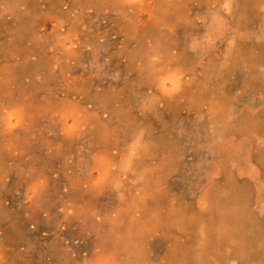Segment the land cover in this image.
<instances>
[{"label":"rangeland","instance_id":"374dc122","mask_svg":"<svg viewBox=\"0 0 264 264\" xmlns=\"http://www.w3.org/2000/svg\"><path fill=\"white\" fill-rule=\"evenodd\" d=\"M93 262L264 264V0H0V264Z\"/></svg>","mask_w":264,"mask_h":264},{"label":"snow or ice","instance_id":"6c2138e0","mask_svg":"<svg viewBox=\"0 0 264 264\" xmlns=\"http://www.w3.org/2000/svg\"><path fill=\"white\" fill-rule=\"evenodd\" d=\"M38 192H39L40 194H43L44 189H43V188H38ZM93 264H95V262H93Z\"/></svg>","mask_w":264,"mask_h":264}]
</instances>
